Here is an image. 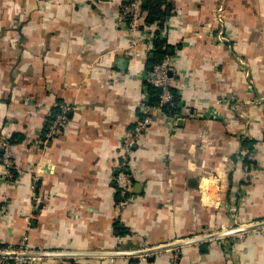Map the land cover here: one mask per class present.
<instances>
[{
	"label": "crops",
	"instance_id": "crops-1",
	"mask_svg": "<svg viewBox=\"0 0 264 264\" xmlns=\"http://www.w3.org/2000/svg\"><path fill=\"white\" fill-rule=\"evenodd\" d=\"M119 1L0 0V132L23 136L16 175L0 163V243L53 254L34 264H170L173 250L127 255L172 244L178 264H264V227L217 236L264 221V0H165L180 106L152 111L126 199L120 146L143 116L151 55L125 49ZM62 104L67 125L39 144Z\"/></svg>",
	"mask_w": 264,
	"mask_h": 264
},
{
	"label": "built area",
	"instance_id": "built-area-1",
	"mask_svg": "<svg viewBox=\"0 0 264 264\" xmlns=\"http://www.w3.org/2000/svg\"><path fill=\"white\" fill-rule=\"evenodd\" d=\"M144 0H120V20L125 25L127 32V43L126 50H129L134 56L140 55H152L156 51L154 41L156 38L162 39L163 35L158 37L154 36V32L150 31L145 26L146 11L143 8ZM215 21L219 27V32L217 38L219 42H227V36L224 33V22L222 16V8L218 9ZM176 80V71L173 66V62L170 56L165 55L160 61L156 62L151 66V68L145 72L143 75L144 86H152L159 90L158 95V107L163 106L172 107L175 104V96L173 92L174 83ZM144 100L140 103V110L142 113V118L137 121L132 132L126 136L121 142V155L118 165V174L115 178V183L122 199L130 196L131 191V181L129 173L131 148L141 139L146 130L153 123L152 111L155 107L149 104V96L146 93ZM69 108L65 105H60L58 113L54 115L51 122H49L47 130L39 140L38 143L44 145L49 141L53 140L58 133L67 125ZM0 163L4 168L6 178H12L11 169L14 166L13 158V144L10 142V136L8 134L4 135L0 139ZM252 154L246 157V161L249 162L243 166V182L245 184L249 183L251 175V162L253 161ZM125 200L120 202V205H124ZM264 223V221L260 222ZM259 224V223H258ZM253 224H249V227ZM240 228V227H239ZM238 228H228L222 230L217 234L219 238L235 237L242 238L243 235L248 231L233 233ZM251 231V230H250ZM224 234V235H222ZM222 235V236H221ZM180 247V246H179ZM162 248L161 250H156L157 248H144L137 251L134 255H130L133 258L144 259L146 257H151L154 254L162 251L173 250L171 253L170 264H178V247L174 248ZM0 262L3 264H34L38 259H44L52 256L45 252L41 248L33 249L30 248L26 241H23L16 249H0Z\"/></svg>",
	"mask_w": 264,
	"mask_h": 264
},
{
	"label": "trees",
	"instance_id": "trees-1",
	"mask_svg": "<svg viewBox=\"0 0 264 264\" xmlns=\"http://www.w3.org/2000/svg\"><path fill=\"white\" fill-rule=\"evenodd\" d=\"M165 4V0H144V5L143 8L144 10L147 12L146 18H145V25L148 29H152L154 26H157L156 30H153L154 32V36L158 37L160 30L164 29V23L166 21V19L171 15L170 11H171V7H166L165 10H162V6ZM155 47H156V51L154 52V58L153 59H146L147 64H149L148 66H152L153 64H155L156 62L160 61L165 55H167V49L166 46H164L165 41L164 39H159L156 38L154 41ZM165 47V48H164ZM146 93L149 96V104L153 107H158V95H159V90L152 87V86H147V91ZM174 98H175V104L172 107H168V106H163L161 107V109L167 113L168 115H174L176 114L177 110H179V106H180V100H178L175 92H174ZM58 112V107L56 106L53 109V112L51 113V116L49 118L48 124L49 122H51V120L53 119L54 115ZM142 116V115H141ZM47 124V126H48ZM8 132H0V139L2 136L6 135ZM9 134V133H8ZM10 142H21L23 141V136H21L20 134H11L10 133ZM254 143V141H246L245 145L247 148L246 150H251L252 149V144ZM249 163V162H247ZM16 169H15V164L13 166V168L11 169V173H13V175H16ZM18 246H10L9 244H1L0 243V249H5V248H10V249H16Z\"/></svg>",
	"mask_w": 264,
	"mask_h": 264
},
{
	"label": "water",
	"instance_id": "water-1",
	"mask_svg": "<svg viewBox=\"0 0 264 264\" xmlns=\"http://www.w3.org/2000/svg\"><path fill=\"white\" fill-rule=\"evenodd\" d=\"M151 59H153V54L150 56ZM150 69V68H149ZM261 227H264V223H259V224H256V225H253V226H249V227H245V228H238L236 229L233 233H239V232H245V231H250V230H255V229H258V228H261ZM224 235V234H222ZM221 235V236H222ZM210 238H213V236H211ZM195 241L194 240H189L188 242H183V244H187V243H194ZM179 246H182V244H172L170 246H166V248H174V247H179ZM165 248V249H166ZM162 248H158L156 250H161ZM136 252H133V253H130L128 254L127 256H130V255H134ZM2 255V254H0Z\"/></svg>",
	"mask_w": 264,
	"mask_h": 264
},
{
	"label": "rangeland",
	"instance_id": "rangeland-1",
	"mask_svg": "<svg viewBox=\"0 0 264 264\" xmlns=\"http://www.w3.org/2000/svg\"><path fill=\"white\" fill-rule=\"evenodd\" d=\"M222 12H223V8H222Z\"/></svg>",
	"mask_w": 264,
	"mask_h": 264
},
{
	"label": "bare ground",
	"instance_id": "bare-ground-1",
	"mask_svg": "<svg viewBox=\"0 0 264 264\" xmlns=\"http://www.w3.org/2000/svg\"><path fill=\"white\" fill-rule=\"evenodd\" d=\"M131 198V197H130Z\"/></svg>",
	"mask_w": 264,
	"mask_h": 264
}]
</instances>
